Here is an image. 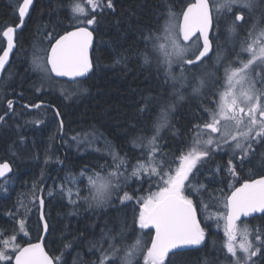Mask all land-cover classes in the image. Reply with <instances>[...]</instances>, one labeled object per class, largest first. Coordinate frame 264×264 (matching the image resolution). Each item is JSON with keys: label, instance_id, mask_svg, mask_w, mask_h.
I'll return each mask as SVG.
<instances>
[{"label": "trees", "instance_id": "1", "mask_svg": "<svg viewBox=\"0 0 264 264\" xmlns=\"http://www.w3.org/2000/svg\"><path fill=\"white\" fill-rule=\"evenodd\" d=\"M78 1L34 0L0 80V117L9 110L6 102L15 101L0 125V162L12 165L0 180V252L9 238L16 237L18 246L39 239L43 190L45 248L55 264H96L114 252L104 264H125V249L134 240L142 242V251L127 264H146L142 257L153 232L138 225L144 199L164 186L161 178L170 179L181 156L198 152L183 193L196 208L205 238L169 253L163 264H235L226 247L225 199L243 180L264 174V132L248 142L246 153L230 145L208 147L201 138L223 67L169 66L154 42L167 18L181 16L193 0H107L85 14L74 11ZM18 4L0 0V50L2 31L18 22ZM257 11L263 22L264 0ZM224 22L236 23L232 17ZM77 26L94 33L93 68L76 81L78 91L63 94L53 87L46 56L56 37ZM227 38L218 40L216 54H226ZM241 39L233 35L232 42ZM205 70H214V80L201 85ZM183 71L192 75L183 80ZM74 137L92 138L91 148L75 146ZM101 176L111 179L112 190L97 201L90 183ZM239 224L251 232V264H264V212Z\"/></svg>", "mask_w": 264, "mask_h": 264}, {"label": "rangeland", "instance_id": "2", "mask_svg": "<svg viewBox=\"0 0 264 264\" xmlns=\"http://www.w3.org/2000/svg\"><path fill=\"white\" fill-rule=\"evenodd\" d=\"M214 14L217 17H221L222 21H225L234 9L235 13L232 17L234 21H237L235 14H243L242 22L255 23L252 26L250 32V38L244 39L238 44V55L233 58L232 62L226 63L220 76L222 80V86L216 93V100L211 110L208 112L207 119L202 127L201 138L205 140L206 145L217 146L230 145L232 151H241L246 153L249 150L248 142L260 137L264 132L263 112L264 108H259L260 103L264 101L262 95L264 89V26H260L262 17H259L258 5L261 4V0H212ZM21 0H19L20 5ZM108 5L107 0H79L74 5V11L79 14H85L88 11H94L99 9L100 6ZM17 6V8H18ZM181 16L170 15L167 18L163 28L159 34L154 37L156 43V49L159 55L162 57V61L167 65L178 66L183 65L190 67L189 63L197 62L200 59L199 47L197 39H192L190 42L183 41V28L181 24ZM264 22V21H263ZM233 35L230 33L227 38V45L232 46ZM201 52V51H200ZM228 54V51L226 52ZM209 58V62H213L214 66L219 67L222 63V56L216 53H212ZM229 55V54H228ZM151 56L156 57L155 51L151 53ZM236 61V63L234 62ZM162 62V63H163ZM209 62H197L200 67H203ZM163 63V64H165ZM173 63V64H172ZM196 64V63H195ZM181 68V69H182ZM204 68V67H203ZM206 69V68H204ZM206 72V70H205ZM192 75L191 72H186ZM186 73L183 71L185 80ZM211 75V77L209 76ZM214 70L206 72L203 79H200L201 85L209 84L214 80ZM210 77V80H209ZM199 81V80H198ZM221 83H219L220 86ZM259 85H262L260 89ZM218 86V87H219ZM54 89L59 93H73L78 91V83H68L62 81H56L53 85ZM263 89V90H262ZM235 108L239 110H247L254 114L250 120H243L236 117L232 111ZM258 122L260 123L258 126ZM216 129V132L212 131ZM75 138V137H74ZM74 145H80L81 148L90 147L88 144L92 142V138L74 139ZM207 147V148H208ZM91 148V147H90ZM201 156L198 152H188L180 157L178 166L170 177H162L161 187L151 195L145 197L142 204V208L138 214V225L143 229H147L148 226L145 222V214L149 211L153 205L161 199L164 195L169 193H176L186 200L191 201L183 193V185L188 175L192 172L196 161ZM102 178V179H101ZM101 178L93 179L91 181V187L94 194V198L97 201L105 200L111 194L110 178L101 176ZM169 180V181H168ZM157 186V184H155ZM225 225V224H224ZM224 230H226L224 228ZM226 232V231H225ZM226 247L233 254L236 259L235 264L244 263L251 264L252 257L255 254V250L250 238V230L243 224H237L230 235L226 232ZM16 237L7 239L4 242V249L0 252V260L7 261L12 260V252L17 250L20 246L17 245ZM205 238V232L200 229V239L197 245H200ZM142 242L134 240L125 249L124 263L127 264L131 261L132 257L136 255V252L142 251ZM116 252L103 257L96 264H104L109 257H112ZM143 260L146 264H163L164 258H157L152 251V238L146 244V250L143 253Z\"/></svg>", "mask_w": 264, "mask_h": 264}, {"label": "water", "instance_id": "3", "mask_svg": "<svg viewBox=\"0 0 264 264\" xmlns=\"http://www.w3.org/2000/svg\"><path fill=\"white\" fill-rule=\"evenodd\" d=\"M33 1L22 0L18 9L19 22L2 32L5 46L0 53V79L16 49L15 34L22 28ZM238 20H241V16ZM182 22L188 38L199 36L202 44L200 56H206L211 49L210 31L213 24L209 0H193L189 3L182 12ZM94 40L93 31L85 26L71 28L56 37L47 53V65L52 76L66 82L85 79L93 68L91 55ZM10 111L0 117V125ZM61 166L62 161L56 168ZM11 172L9 161L0 163V180ZM38 200L42 228L40 237L37 241L20 246L12 257V264H55L45 248L48 224L44 217L43 190ZM226 208L225 229L230 235L238 222L263 213L264 174L243 180L233 187L226 197ZM144 220L153 232L152 251L157 258L195 247L200 239L201 226L194 204L176 193L166 194L158 200L146 212Z\"/></svg>", "mask_w": 264, "mask_h": 264}, {"label": "flooded vegetation", "instance_id": "4", "mask_svg": "<svg viewBox=\"0 0 264 264\" xmlns=\"http://www.w3.org/2000/svg\"><path fill=\"white\" fill-rule=\"evenodd\" d=\"M210 1V0H209ZM211 2V1H210ZM19 7V6H18ZM211 8H212V10H213V6L211 5ZM18 9V8H17ZM18 11V10H17ZM29 12H30V10H29ZM29 12H28V14H29ZM18 13V12H17ZM234 13H235V11H234V9H232L231 10V12H230V14H229V17H233L234 16ZM28 14H27V16H28ZM27 16H26V18H25V20L27 19ZM235 16H236V19H237V21H236V23H232V22H230V24L228 25L227 24V22H224V24L222 23L223 21H222V18L221 19H219L220 17H221V14H220V16L219 17H217V15H216V17H217V19H219V20H221V22H218V23H216L215 21H214V12L212 11V18H213V24H212V29H211V31H210V40H211V49H210V51H209V53L206 55V56H203V57H201L200 56V59L197 61V62H209V58L212 56L211 54L213 53H215V50L217 49V47H219V43H217L218 42V40L219 39H222L223 37H225V36H229V34L231 33L232 35H237V36H240V37H242V39H241V41L242 40H244V39H249L251 36H250V32H251V30L253 29L252 28V26L253 25H255V23H249V24H246V22H242V19H243V17H244V15L243 14H235ZM239 16H241V20H238V17ZM228 17V18H229ZM19 20H20V17H19V14H18V22H19ZM25 20H24V22H23V25H24V23H25ZM182 21V20H181ZM17 22V23H18ZM16 23V24H17ZM244 23V24H243ZM15 24V25H16ZM181 24H182V28H183V31H184V33H183V41H185V42H190L192 39H197V42H198V47H199V49H200V51L202 50V44H201V42H200V38H199V36L198 35H196V36H194V37H192V38H188L186 35H185V29H184V23L183 22H181ZM260 24H262V25H260ZM23 25H22V27H23ZM259 25L260 26H264V22H261V23H259ZM14 26V25H13ZM219 26H221V27H226V31L225 32H223V31H221L220 29H218L219 28ZM264 28V27H263ZM22 29V28H21ZM20 29V30H21ZM227 29H228V31H227ZM20 30H18L17 32H16V34L20 31ZM225 33V34H224ZM16 34H15V39H16ZM2 36V35H1ZM3 38V37H2ZM3 40H4V38H3ZM238 44L239 43H233V45L232 46H229V45H227V51H228V54L229 55H227V54H223L222 53V61H225L226 60V62H225V64L226 63H228V62H231V61H233V58L235 57V56H237L238 55V52H237V48H238ZM4 46H5V40H4V44H3V47H2V49L0 50V53L2 52V50L4 49ZM222 47V46H221ZM199 51V55H200V52ZM197 62H195V63H197ZM194 62H192V63H189V64H195ZM9 65V64H8ZM219 67H222L221 66V63H220V65H219ZM7 68V67H6ZM6 70V69H5ZM4 70V71H5ZM50 72V71H49ZM4 73V72H3ZM2 76H3V74H2ZM220 76H221V74H220ZM1 79H2V77H1ZM0 79V80H1ZM220 83H221V85L217 88V92H218V89L219 88H221V86H222V80L220 81ZM220 90V89H219ZM216 92V93H217ZM17 101V100H16ZM14 102L15 101H12V102H10V103H8V102H6V107L9 109V111L11 110L12 111V109H13V107H14ZM39 103H41V102H39ZM11 104H12V109H10L11 108ZM19 104L21 105V103L19 102ZM44 105L46 104L47 106H49L47 103H43ZM43 104H41V105H43ZM23 105L26 107V109H35V108H37L38 106V104L35 106V105H32V106H30V105H27V104H25V103H23ZM40 106V105H39ZM259 108H264V101H262V103H260V105H259ZM55 112H56V109L54 110ZM231 112H233L234 113V115L236 116V117H239V118H241V119H243V120H250V118H252L253 116H254V114H252V113H250L249 111H247V110H239V109H237V108H235V110H233L232 109V111ZM2 116V115H1ZM263 117H264V112H263ZM59 121H60V119H59ZM261 122H264V118H263V120L261 121ZM261 122H258L257 124H255V126L257 125L258 126V124L260 123V127H262V123ZM264 131V129H260V131ZM212 131H214V132H216V129H213L212 128ZM62 134H63V126H62V122L60 121V134H59V136L60 137H62Z\"/></svg>", "mask_w": 264, "mask_h": 264}]
</instances>
